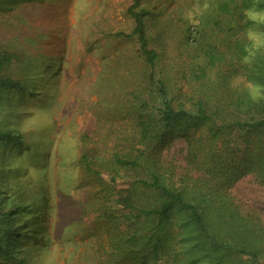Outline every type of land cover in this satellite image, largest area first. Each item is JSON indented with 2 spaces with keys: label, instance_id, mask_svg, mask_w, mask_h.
I'll use <instances>...</instances> for the list:
<instances>
[{
  "label": "trees",
  "instance_id": "trees-1",
  "mask_svg": "<svg viewBox=\"0 0 264 264\" xmlns=\"http://www.w3.org/2000/svg\"><path fill=\"white\" fill-rule=\"evenodd\" d=\"M254 2L264 8V0H208L209 9L193 25L185 18L189 12L176 11L177 19L162 16L163 22L141 0H132L127 13L133 28L115 36L135 37L136 56L118 58L141 86L143 100L132 96L140 109L132 107L131 133L126 129L118 138L121 126L109 122L104 128L112 134L108 147H99L97 131L79 132V143L75 132L65 135L66 143L75 140L80 150L76 166L88 182L81 196L71 182L50 179L53 158L62 149L51 138L43 154L33 153L39 156L37 191L29 192L27 180L25 190L22 150L7 149L11 143L21 147L20 134L0 130V205H9L0 206L1 254L11 256L21 245L30 258L29 251L45 249L61 235L73 251L82 245L79 262L87 264H264V218L230 193L247 175L264 186V101L253 103L244 84L233 87L241 79L264 85V54L251 65L242 63L250 27L243 11ZM203 3L191 0L189 11ZM148 17L157 25L161 48L149 43ZM163 36L177 41L174 53L166 52ZM9 60L0 57V68ZM5 85L16 87L10 77L0 78V87ZM187 125L204 129L190 133ZM175 135L185 141L182 166L162 155ZM120 178L126 179L125 188L116 186ZM10 192L16 194L12 204ZM41 213L53 217L48 229ZM90 213L106 231L107 244L96 249L105 256L99 261L89 239L74 238Z\"/></svg>",
  "mask_w": 264,
  "mask_h": 264
},
{
  "label": "rangeland",
  "instance_id": "rangeland-1",
  "mask_svg": "<svg viewBox=\"0 0 264 264\" xmlns=\"http://www.w3.org/2000/svg\"><path fill=\"white\" fill-rule=\"evenodd\" d=\"M190 2L141 0V5L160 14L164 22L163 17L167 15L177 19L178 10L190 12ZM131 4L132 0H0V57L10 58L0 68V78L10 77L16 85L14 88L0 87V130L20 134L21 147L16 149L11 143L7 149L12 150L11 154L22 150L28 173L23 184L25 190L27 180L29 192L37 191L40 173L38 163L34 161L44 153L50 138L53 139L51 142L57 140V146L62 148L61 153L53 158L50 179L59 185L71 182L75 196H81L88 182L76 166L80 150L75 140L66 143L65 135L71 137L75 132L78 142L79 132L92 134L97 131L99 135L94 139L99 136V147L102 148V145L108 147L112 143L107 135L111 134L110 130L104 129L109 122L117 125L115 128L122 127L118 138L126 134V129L131 133L132 107L134 111L140 109L132 96L143 100L141 86L131 79L118 57L136 56L137 43L133 35L128 39L115 36L117 32H131L133 19L127 13ZM151 20L148 17L145 21L146 31L150 45L158 49L157 25ZM173 40V37L165 38L169 44L165 47L168 53L175 52L177 41ZM134 70L137 69L132 68V72ZM126 76L130 79L126 80ZM23 92L26 93L24 103L18 104ZM97 126L103 128L96 130ZM188 126L190 133L204 129L202 125ZM184 146V138L175 135L162 155L182 166L185 162ZM35 150H38V157L33 154ZM8 166L13 168V162ZM126 182L120 178L116 186L125 188ZM10 193L9 204H12L16 194ZM230 193L236 201L252 207L264 218V186L253 182L250 175L240 178L230 188ZM0 206L7 209L9 205ZM40 216L48 229L53 217L47 213ZM101 224L95 214L90 213L84 217L81 230L74 236L75 240H90L87 243L92 247L90 253L94 251L98 261L105 256L99 257L96 249L100 244H107L106 231ZM22 233L24 230L20 231ZM23 248L26 247L19 245L11 256L0 252V264H87L79 262L82 245L73 251V247L62 241L61 235L55 236L45 249L36 247L29 251L30 258L24 250L21 251ZM89 261L93 262L92 257Z\"/></svg>",
  "mask_w": 264,
  "mask_h": 264
},
{
  "label": "clouds",
  "instance_id": "clouds-1",
  "mask_svg": "<svg viewBox=\"0 0 264 264\" xmlns=\"http://www.w3.org/2000/svg\"><path fill=\"white\" fill-rule=\"evenodd\" d=\"M210 7L208 0H204L203 4L197 5L193 12H189L185 18L189 23L195 25L198 23L196 17L203 15ZM245 23L249 24L245 30V40L248 42L244 46L245 55L242 57V63L251 65L255 62L260 54H264V8L253 3L243 11ZM238 84H244L249 99L253 103L264 101V85L254 83L252 81L238 80L233 87Z\"/></svg>",
  "mask_w": 264,
  "mask_h": 264
}]
</instances>
